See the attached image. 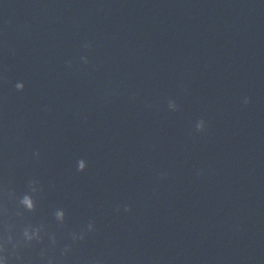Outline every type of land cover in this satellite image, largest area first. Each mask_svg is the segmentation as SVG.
Listing matches in <instances>:
<instances>
[{
  "label": "clouds",
  "instance_id": "1",
  "mask_svg": "<svg viewBox=\"0 0 264 264\" xmlns=\"http://www.w3.org/2000/svg\"><path fill=\"white\" fill-rule=\"evenodd\" d=\"M23 87H24L23 83H17L16 84L17 90H23ZM245 103H247V100L245 101ZM22 202L26 205V207L29 211H31L33 209L34 206H33L30 198L25 197V199ZM125 210L127 211L128 209H125ZM64 215L65 214L63 211H58L55 213L56 219L59 221H63ZM24 235L29 241H31L34 238V234L30 235L27 231H25ZM35 235H38V232Z\"/></svg>",
  "mask_w": 264,
  "mask_h": 264
}]
</instances>
